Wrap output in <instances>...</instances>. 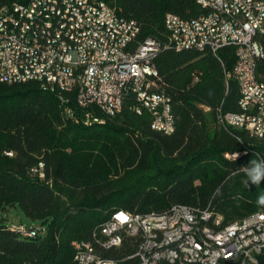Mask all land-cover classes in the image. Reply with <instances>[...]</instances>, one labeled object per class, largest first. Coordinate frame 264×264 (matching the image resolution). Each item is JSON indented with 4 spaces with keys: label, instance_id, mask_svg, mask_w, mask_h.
<instances>
[{
    "label": "trees",
    "instance_id": "16d2710c",
    "mask_svg": "<svg viewBox=\"0 0 264 264\" xmlns=\"http://www.w3.org/2000/svg\"><path fill=\"white\" fill-rule=\"evenodd\" d=\"M15 1L23 0H0V7ZM102 1L136 21L139 42L159 44L154 65L171 99L175 130H151L150 115L138 116L133 98L108 117L96 108L80 109L73 94L49 93L37 83L0 85V214L18 207L47 225L29 238L0 216V264H73L72 244L99 250L101 227L117 212L163 214L182 205L220 216L222 226L264 214L257 203L264 177L256 185L245 172L252 160L264 167V140L218 118L240 112L234 47L215 57L170 46L165 17L191 19L206 10L197 0ZM256 73L264 79V59ZM133 251L125 240L100 254L138 264L128 259Z\"/></svg>",
    "mask_w": 264,
    "mask_h": 264
},
{
    "label": "built area",
    "instance_id": "2783aa9c",
    "mask_svg": "<svg viewBox=\"0 0 264 264\" xmlns=\"http://www.w3.org/2000/svg\"><path fill=\"white\" fill-rule=\"evenodd\" d=\"M197 3L206 12L196 18L165 17L170 46L177 52L206 51L215 57L221 49L234 47L232 77L240 90V112L219 113V122L264 137V79L258 80L256 73L257 62L264 59V0ZM66 10H75L78 22L69 21ZM139 33L136 21L120 16L102 0L4 5L0 85L33 82L49 93L64 90L80 98L84 109L122 110L133 98V111H146L151 123L170 135L175 130L171 99L154 65L159 44L139 42ZM142 97H150L151 105L142 104ZM258 221H264L261 212L222 226L220 216L182 205L163 214L117 212L101 227L99 250L90 243L72 244L73 264H118L101 257L100 251L119 249L125 240L134 247L128 259L138 264H264V228H258ZM17 229L26 237L37 232Z\"/></svg>",
    "mask_w": 264,
    "mask_h": 264
},
{
    "label": "rangeland",
    "instance_id": "374dc122",
    "mask_svg": "<svg viewBox=\"0 0 264 264\" xmlns=\"http://www.w3.org/2000/svg\"><path fill=\"white\" fill-rule=\"evenodd\" d=\"M0 216L11 228L23 227L28 230H46L47 228V225L41 221H32L27 218L18 207L8 208Z\"/></svg>",
    "mask_w": 264,
    "mask_h": 264
},
{
    "label": "bare ground",
    "instance_id": "6f19581e",
    "mask_svg": "<svg viewBox=\"0 0 264 264\" xmlns=\"http://www.w3.org/2000/svg\"><path fill=\"white\" fill-rule=\"evenodd\" d=\"M66 18L69 19L71 22H78V15L75 14V10H66ZM3 85H10V84H3ZM55 92L59 93H65L64 90H55ZM76 103L78 107L81 109V101L80 98L75 97ZM142 104L144 105H151V98L150 97H142ZM104 115L108 117H113L117 114H119L122 110H99ZM138 116L141 115V113H136ZM150 128L153 131L159 132L162 134V130H160L158 127H155L153 123H150ZM255 138L259 140H264V137H260V135H253ZM237 155H232V157H236ZM258 228H264V221H258ZM15 231L18 232L17 228H13ZM26 237V236H25ZM32 238V237H29Z\"/></svg>",
    "mask_w": 264,
    "mask_h": 264
},
{
    "label": "clouds",
    "instance_id": "9594fccd",
    "mask_svg": "<svg viewBox=\"0 0 264 264\" xmlns=\"http://www.w3.org/2000/svg\"><path fill=\"white\" fill-rule=\"evenodd\" d=\"M236 155L238 156L239 154L237 153ZM251 163L253 166L251 168H246L245 172L251 183L258 185L262 177H264V167L259 165L256 160H252ZM257 203L259 205H264V195L258 197Z\"/></svg>",
    "mask_w": 264,
    "mask_h": 264
},
{
    "label": "water",
    "instance_id": "95a60500",
    "mask_svg": "<svg viewBox=\"0 0 264 264\" xmlns=\"http://www.w3.org/2000/svg\"><path fill=\"white\" fill-rule=\"evenodd\" d=\"M40 234H42L44 232V230H37Z\"/></svg>",
    "mask_w": 264,
    "mask_h": 264
}]
</instances>
